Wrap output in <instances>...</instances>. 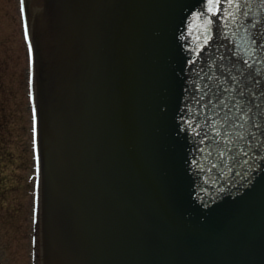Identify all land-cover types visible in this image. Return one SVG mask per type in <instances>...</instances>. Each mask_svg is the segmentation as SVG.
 Instances as JSON below:
<instances>
[{"label":"water","instance_id":"1","mask_svg":"<svg viewBox=\"0 0 264 264\" xmlns=\"http://www.w3.org/2000/svg\"><path fill=\"white\" fill-rule=\"evenodd\" d=\"M30 40L43 264H264V0H44Z\"/></svg>","mask_w":264,"mask_h":264},{"label":"rangeland","instance_id":"2","mask_svg":"<svg viewBox=\"0 0 264 264\" xmlns=\"http://www.w3.org/2000/svg\"><path fill=\"white\" fill-rule=\"evenodd\" d=\"M18 0H0V263L34 264L27 49Z\"/></svg>","mask_w":264,"mask_h":264},{"label":"snow or ice","instance_id":"3","mask_svg":"<svg viewBox=\"0 0 264 264\" xmlns=\"http://www.w3.org/2000/svg\"><path fill=\"white\" fill-rule=\"evenodd\" d=\"M209 2L211 3V0H209ZM211 10V9H210ZM245 63H247L246 61H245ZM242 84V81H238L233 87H234V90H236V86L237 85H241ZM241 90H240V92H239V94H238V100L239 101H243V99L242 98H240V97H243L244 96V94H245V89L246 88H240ZM225 91H227V89H225ZM236 105H237V101L236 100H234V103H233V107H236ZM236 111H237V113H242L243 112V105L241 104L239 107H236ZM238 119H239V117H238ZM243 125L241 124V127H242ZM219 134V133H218ZM242 138V137H241ZM220 155L221 156H223V152L222 153H220Z\"/></svg>","mask_w":264,"mask_h":264}]
</instances>
